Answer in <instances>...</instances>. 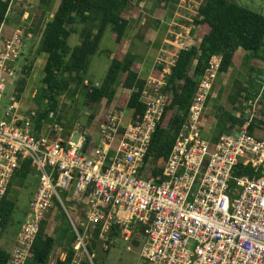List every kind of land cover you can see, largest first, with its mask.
<instances>
[{
  "label": "built area",
  "instance_id": "1",
  "mask_svg": "<svg viewBox=\"0 0 264 264\" xmlns=\"http://www.w3.org/2000/svg\"><path fill=\"white\" fill-rule=\"evenodd\" d=\"M6 27L0 30V204L25 161L40 181L9 264L27 263L54 199L65 208L58 190L71 192L86 207L87 228L118 227L128 251L138 247L147 264H264V126L250 131L261 119L255 108L261 98L243 127L216 140L207 137L206 110L221 57L213 58L157 182L148 154L171 98L160 92L164 82L144 91L142 120H128L125 111L111 112L94 147L89 131L64 137L63 126L47 124L37 133L36 112L24 110L17 96L2 110L8 80L23 70L18 62L25 48L22 27L5 37ZM177 39L180 50L187 47L181 36ZM72 223L78 251L84 248L93 264L86 234ZM81 262L76 257L73 264Z\"/></svg>",
  "mask_w": 264,
  "mask_h": 264
},
{
  "label": "trees",
  "instance_id": "2",
  "mask_svg": "<svg viewBox=\"0 0 264 264\" xmlns=\"http://www.w3.org/2000/svg\"><path fill=\"white\" fill-rule=\"evenodd\" d=\"M143 1L61 0L58 9L54 11L57 0H40L38 15L33 18L28 32L32 36H41L39 51L47 56L41 80L44 86L43 100L47 107L36 112L37 133H41L44 126L49 125L53 119L63 126L67 118L61 116L59 110L64 97L70 98L71 104H74L80 96H83L85 107L93 111L99 108L104 100L111 105L119 95V88L129 93L124 99L119 100L118 109L130 110L134 120H142L147 111L143 94L148 81L141 77L136 68L138 57L132 52L124 53L123 50L133 28V16L141 14L140 4ZM12 2L13 0H0V30L7 22ZM163 10L165 11L166 7ZM50 15H53L52 19L47 20ZM192 25L198 29L197 39L200 43L179 51L160 90L171 98L162 122L153 135L148 154V160L152 163V173L157 182H160L159 178L163 179L166 163L188 119L200 84L212 67L214 57H221L219 73L225 74L234 65L239 64L240 57L244 54L243 64L249 71L247 79L249 87L244 85V81L237 79L228 94L227 102L232 106V110L216 106L217 126L212 133L214 140L219 139L223 134L233 133L235 129L245 125L247 116L245 111L240 113L236 109L243 96L245 102L255 101L261 97L264 103V84L258 79L259 75L264 74V69L260 68L259 64H255V67L249 65L250 61L264 60V15L231 0H202ZM109 27H112V40L115 41L117 50L107 52L111 59L107 76L100 85H94L88 79L91 59L99 52L100 43ZM75 35L80 36L81 43L72 47L70 42ZM165 67V62L157 65L156 75L163 72ZM30 71L28 67L23 69V73L28 78L20 81L17 97L19 101L24 88L28 85ZM156 87L157 84L154 83L152 89ZM96 117L97 114H92L90 120ZM263 118L264 107L261 109V119H257L250 127L251 133L254 131V126H264ZM106 119L107 116L104 115L102 123ZM69 136L70 133L65 129L64 137ZM98 138L99 132L91 139L93 146L98 143ZM250 172V169L246 171L251 174ZM33 173L37 175L35 168L25 161L14 176L12 185L14 182L25 184ZM12 185L0 204V229L1 232L6 231V233L10 232L8 229L18 203V200L11 196ZM83 208L87 222L86 207ZM48 225L47 219L42 221L26 264H49L56 243L64 237H68L67 256L64 261L58 260L56 264H73L79 243L74 226L71 225L67 233L62 230L60 237L56 239L47 234ZM77 230L81 235L86 234L83 225L77 227ZM19 232L13 234V239L18 238ZM103 234L107 239H102ZM120 236L121 231L114 225L107 230L104 224H99L92 230L85 245L93 264H105L112 247L116 244V239ZM11 251L13 250L9 248H0V264L10 263ZM80 264L92 263L82 261Z\"/></svg>",
  "mask_w": 264,
  "mask_h": 264
},
{
  "label": "rangeland",
  "instance_id": "3",
  "mask_svg": "<svg viewBox=\"0 0 264 264\" xmlns=\"http://www.w3.org/2000/svg\"><path fill=\"white\" fill-rule=\"evenodd\" d=\"M61 0H57V3L54 7V11H56L59 7ZM233 2L238 3L240 6H243L245 8H248L254 12L260 13L264 15V0H231ZM40 0H13L12 2V12L7 17V26H21L22 29L25 31V42L28 46L27 48V54L24 53L23 57L19 60L18 66L24 69V67H28L31 69L30 75L32 73L33 68L38 64V59H40V46H41V36H32L30 35L29 29L32 26L33 18L38 15V7H39ZM202 3V0H184L181 4L183 7H181V11L183 12L181 16H179L180 22H178L174 28L176 29L175 34V41L177 42V35L180 34L182 38V32L185 33L186 30L193 27L192 22L195 19L197 15V10L200 7ZM53 15H50L47 20H51ZM162 16L151 14L148 17L149 24L146 21V25L143 27H147L143 32V28L139 30V36L134 39L136 42L144 43V41H148V39H151L153 33L158 32L157 28L160 24V19ZM133 29V28H132ZM137 30H132V33H135ZM112 27H109L104 35V38L102 39L100 43L99 52L97 55H95L91 61V66L89 68V75L88 79L91 82V84L94 85H100L104 79L107 76L109 67L111 65V59L109 58L108 51L116 52L117 46L114 40H112ZM186 35V34H185ZM193 35V34H192ZM31 36V37H30ZM145 38L144 41L141 40V38ZM148 37V38H147ZM81 43V38L78 35L73 36L71 39L70 45L72 47H76ZM186 43V41H185ZM187 46L189 44L187 43ZM25 49V48H24ZM26 51V50H25ZM164 57L163 55L157 56L156 59V66L160 65V63H163ZM241 62V65H244L243 58L240 57L239 64ZM171 67V66H169ZM240 68L236 71V74H232L230 79L228 76V79L230 81V84L227 86H224L222 89V96L223 99L217 100V104L215 106H223L229 110H232V106L229 105L227 102V97L230 92V90L235 85L236 81L235 78L240 79L239 74ZM28 77L26 74L23 73V70L19 73V75L13 79H9L7 82V88L5 91V94L2 98V110L8 109V107L12 104L11 98L17 96L18 97V90H19V84L22 79H27ZM242 81V80H240ZM243 82V81H242ZM245 85L246 87H249V84L246 81ZM152 83L150 84V87L147 89H152ZM28 81V85L24 88V92L21 96L22 104L24 103L26 106V110H31L34 112H37L39 109L44 110L47 105L45 101L43 100V84L42 81H38L37 84L32 88ZM30 89V90H29ZM119 95L116 98L115 103L112 105H108L107 102L104 100L103 104L97 108L96 110H90L85 107L84 105V97L80 96L78 100L71 104L70 98L64 97L62 99V105L60 107V115L67 118V122L64 120L63 127L66 129L68 133L73 132H84L89 131L91 132L90 141L93 139V137H96V134L100 130V126L102 123V117L108 116L111 112L114 110L118 112H124V110H119L117 107V103L119 100L124 99V97L127 95V92L123 90L122 88H119ZM214 91V90H213ZM212 97V96H211ZM243 96L240 99V103L237 105V112L242 113V111H245L244 113L247 115V113L253 109V106L255 104V101H252V105L249 104V102L244 101ZM261 98V97H260ZM260 98L257 100L260 101ZM212 99L210 98L208 100V103H211ZM262 101V99H261ZM259 102L255 108L259 113H261V109L264 107L263 102ZM210 105V104H209ZM212 110V113L207 114V117L215 116V113L218 112L216 107H210ZM130 112V110H127V112ZM103 113V116L101 117ZM92 114H97V117L94 120H90V117ZM238 114V113H237ZM124 115H126V111L124 112ZM98 120L100 121V124H96L95 127H92V125ZM50 125H61V123H56V120H51ZM210 126L213 124L215 125V121L208 122ZM94 131V132H93ZM97 132V133H96ZM78 133H75L76 137H78ZM96 133V134H95ZM98 141V140H97ZM96 141V142H97ZM94 147V146H93ZM149 166H152V163H149ZM36 175L33 173L31 174L28 179L26 180L25 184H22L21 182L15 183V187L18 189L19 197H18V203H17V209L13 215V219L11 221V226L9 224V233L6 231L1 232L0 229V248H9L10 250L14 249V243L11 245L10 241L5 242L4 237H9L13 239V234H17L18 231L22 228L23 225H25L28 220H30V212H31V205L30 202L32 200V192L34 191L36 187ZM59 196L64 201V206H61L57 199H54L53 204L54 208L49 212L47 216H51L53 213H55L57 216L50 222V227H54L56 222L59 223V230L68 232V229L72 224L71 219L74 221L75 225L77 227H82V225L85 227L87 238L90 236L92 230L90 228H87V222L85 220V212L84 208L78 201H76L71 192H66L63 190H58ZM26 215V216H25ZM71 218V219H70ZM75 230V229H74ZM14 231V232H13ZM16 231V232H15ZM6 233V234H5ZM87 240V239H86ZM85 240V242H86ZM16 244V243H15ZM86 244V243H85ZM108 246V245H107ZM105 246V248L107 247ZM12 252V251H11ZM81 256L83 259H86L88 262V258L86 256V251L84 248L80 251ZM105 264H147L145 261L142 260L141 257V251L138 247L134 246L133 251H128V243L121 240L120 238L116 239V244L114 247H112L109 256L105 262Z\"/></svg>",
  "mask_w": 264,
  "mask_h": 264
},
{
  "label": "crops",
  "instance_id": "4",
  "mask_svg": "<svg viewBox=\"0 0 264 264\" xmlns=\"http://www.w3.org/2000/svg\"><path fill=\"white\" fill-rule=\"evenodd\" d=\"M183 1L184 0H167V2H164V0H144L140 4L141 14L133 16V23H132L133 29L132 30L135 29L137 31L135 33H132V31H131L130 35L127 38L123 52L124 53L132 52L133 54H135L138 57V63H137L136 68H137L138 72L140 73L141 77L148 81L147 88L150 87L151 83H152V86H154V82H157V81L164 82L165 76L170 73L171 67L174 64L176 57L180 51V49L177 47V42L175 41V39H176V37H175L176 26L175 25L178 22H180L179 16H181V14L183 13L181 11L182 10L181 7H183V5L181 3ZM164 7H166L165 11L163 10ZM151 14H156V15L162 16L160 19V24L158 25V28H157V30L159 29L158 32L153 33L151 39H148L147 42L144 41L145 38L142 37L141 40L144 41L143 44L140 42H136L134 39L136 38V36L137 37L139 36V30L141 28H143L147 23L149 24L148 17ZM146 21H148V22L146 23ZM17 26L16 25L15 26H7L5 29V32H4V36L5 37L11 36L15 27H17ZM174 26H175V28H174ZM147 27L143 28L142 32ZM197 32H198V29H196L194 26L189 28L188 30H186L185 33L182 32V40L184 42L186 41V44L187 43L189 44V46H187L186 48L199 45L200 41L197 39ZM177 36H180V34H178ZM27 48H28V46L25 42L24 53H26V54H27ZM161 54L164 57V59H162V60H163V62L166 63V67L163 70V72H161L157 76L156 75V72H157L156 71V59H157V56H159ZM39 57H40V59H38V62H37L38 64L33 68L32 73L28 79V81L31 85L30 89H32L37 84V82L39 80L41 81L42 77H43L44 69H45L46 62H47V56L45 54L40 53ZM241 57L244 59L245 55L242 54ZM255 64H259V67L264 69V60L257 59L255 61L249 62V65L251 67H253V66L255 67ZM169 66H171V67H169ZM239 68H240V71H239L240 80L246 81L248 79V75H249L248 67H246L245 65H241V62L238 65H234L229 70L228 73H225V74L218 73L217 78H216V82H215V86H214V91H213V94L211 97L212 101H210L211 103H208V106H207V110H206L207 114L212 113V110L210 107H216L215 106V104H217L216 99L217 100L223 99V96H222L223 95L222 94L223 87L230 84L229 79H230L231 75L236 74V71ZM228 76H229V79H228ZM235 80H237V77L235 78ZM244 85H245V82H244ZM126 92L129 93L128 91H126ZM114 101H116V99ZM113 103H115V102H113ZM22 108L24 110L27 109L24 103L22 104ZM102 116H103V113H102L101 117ZM125 116L129 120L132 116V113L129 111L128 112L126 111ZM210 121H215V125L213 124L212 126H210L208 124V122H210ZM205 122H206V129L211 131L210 134H207V135H211L217 126V119L215 116L214 117L213 116H211V117L206 116ZM96 124H100V121L98 122V120H97L92 125V127H95ZM74 134H75V132L71 133L70 136L74 135ZM36 181H37L36 187L31 194L32 199L34 198V196L38 190L39 183H40L37 175H36ZM12 182H13V180H12ZM14 184H15V182H14ZM14 184L12 185V183H11V185H12L11 196L14 199H18L19 192H18V189L15 187ZM17 186H18V184H17ZM56 216L57 215L55 213H53L51 216H47V220L49 221L47 234L49 236L55 237L57 239L61 235V231L58 228L59 223L56 222L54 227H52V228L50 227V222L52 220H54V218ZM16 238L17 237L14 238L15 239V241H14V239H12V238H9L6 236L4 237L5 242L10 241L11 245H13L12 243H14V245H15ZM67 238L64 237V239H61L60 242L56 243V245L53 249V252L51 254V259H50L49 264H56L58 260L64 261L66 259L67 247H68ZM76 257L78 260L86 261V259L82 258L80 251L77 252Z\"/></svg>",
  "mask_w": 264,
  "mask_h": 264
},
{
  "label": "water",
  "instance_id": "5",
  "mask_svg": "<svg viewBox=\"0 0 264 264\" xmlns=\"http://www.w3.org/2000/svg\"><path fill=\"white\" fill-rule=\"evenodd\" d=\"M258 79L260 83L264 84V75H259Z\"/></svg>",
  "mask_w": 264,
  "mask_h": 264
}]
</instances>
